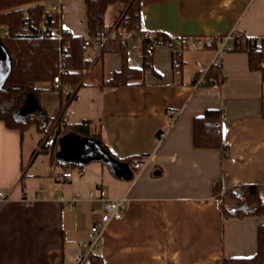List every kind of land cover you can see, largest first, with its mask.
<instances>
[{"label": "crops", "instance_id": "1", "mask_svg": "<svg viewBox=\"0 0 264 264\" xmlns=\"http://www.w3.org/2000/svg\"><path fill=\"white\" fill-rule=\"evenodd\" d=\"M46 6L59 7L61 25L72 34L88 35L84 0H48ZM116 15L115 8L106 23L114 24ZM140 27L213 42L183 46L181 74L175 73L172 47L153 45V67L117 87L97 83L121 68V53L105 52L96 60L100 49L87 48L94 65L69 103L66 121L99 120L102 141L116 157L141 156L143 165L131 168L132 179L115 176L101 161L85 164L81 173L62 167L51 160L50 146L39 150L42 133L36 128V135L26 137L0 121V189L6 196L0 198V264H72L79 243L89 240L92 224L100 221L102 201L89 197L98 187L112 198L127 197L122 217L104 225L96 249L103 264H224L256 252L264 212L224 217L214 184L220 181L222 193L264 183V74L250 70L245 52L228 50L219 60L221 85L194 79L213 63L225 37H264V0H140ZM9 60L0 43V82ZM127 60L142 68L137 48L127 46ZM42 93L48 96L40 95V104L58 115L59 95ZM208 108L223 110L225 157L220 147L193 144V120ZM57 167L72 170V176L56 180ZM73 196L79 200L70 207Z\"/></svg>", "mask_w": 264, "mask_h": 264}, {"label": "trees", "instance_id": "2", "mask_svg": "<svg viewBox=\"0 0 264 264\" xmlns=\"http://www.w3.org/2000/svg\"><path fill=\"white\" fill-rule=\"evenodd\" d=\"M46 1L48 0H0V43L10 57L9 71L0 86V121L6 127L19 129L21 132L35 127L42 133V139L50 130L54 140L49 147L50 157L62 167L82 168L91 161H101L115 176L132 179L134 174L130 164L134 160H142L141 156L116 157L102 141L99 120L83 119L69 124L60 112L67 98L63 91L72 89L70 103L76 98L78 88L86 84L84 77L94 65L93 58L87 52V48L93 44L85 45V39L96 37L100 31H108L115 23L121 31L102 45L96 60L101 59L105 52L117 51L121 53L122 65L110 78L99 81L97 85H126L134 79L142 78L145 68L153 67V45L149 40L143 39L137 47L143 60L142 68L128 65L127 47L120 41L124 33L141 30L140 0H84L87 36L74 35L62 27L61 12L57 8H48ZM111 6H115L117 15L116 22L110 25L106 23V12ZM229 50L245 52L250 70H259L264 74V37H248L239 33L231 42ZM172 51L175 73L181 74L182 46L175 45ZM57 75L60 77V112L51 116L40 104L39 98L43 91L53 88L37 84H51ZM200 76L202 78L199 83L207 86L221 85L225 80L220 62L211 63L205 72L198 71L194 81ZM222 114L223 110L220 108H208L194 118L193 144L201 148L220 147L225 157L228 155V144L223 137ZM62 141L63 149L60 154H56ZM48 146L41 144L39 150ZM221 189L222 184L216 181L214 190L224 217H244L264 212V183L236 185L220 193ZM223 262L264 264V224L257 228V250L252 256L226 258ZM90 264H103V257L97 250L92 253Z\"/></svg>", "mask_w": 264, "mask_h": 264}, {"label": "built area", "instance_id": "3", "mask_svg": "<svg viewBox=\"0 0 264 264\" xmlns=\"http://www.w3.org/2000/svg\"><path fill=\"white\" fill-rule=\"evenodd\" d=\"M59 9V7H56ZM121 31V28L115 23L108 31H100L96 37L94 38H87L85 39V45L92 43L93 46L97 49L101 50L102 45L109 39L116 36V34ZM237 34H231L230 36L225 37L222 39L219 46L216 48V53L214 56L213 62H219L220 57L224 51H228L231 48V42L234 41ZM143 39H147L152 43V45H165L169 47H174L175 45L185 46V45H193L197 48H201L205 43L210 42L211 39L208 38H186L178 35H166L156 32L150 31L146 29L141 30H131L124 33L120 37L121 44L127 46H131L133 48H137L140 41ZM51 87L53 90L59 95V88H60V77L57 75L54 77V80L51 82ZM63 95L66 96V104L63 107L60 114H62V118L66 121L69 111H68V103L72 97V89H65L63 91ZM176 113L171 114V119L176 117ZM161 137V134L159 135ZM53 136L48 130L43 139L41 144H46L51 146L53 144ZM143 165L142 160H134L131 162L130 166L134 171H138ZM78 172L81 173V168H78ZM53 175L56 180L58 181H66L72 176V170L63 169L57 167L53 170ZM98 193L96 195L95 189L89 190V197L97 196L98 199L102 201V211L100 215V221L94 222L91 226L90 238L86 243L80 242L79 248L74 256V261L72 264H90L91 263V255L94 251H96L100 238L102 236V231L104 229V225L112 220V219H120L124 212V207L127 202L126 196H121L119 198H112L108 195V193L102 188L98 187ZM0 198L5 199L6 196L4 191L0 189ZM79 197L73 196L69 200V206L73 207L77 205V201Z\"/></svg>", "mask_w": 264, "mask_h": 264}, {"label": "rangeland", "instance_id": "4", "mask_svg": "<svg viewBox=\"0 0 264 264\" xmlns=\"http://www.w3.org/2000/svg\"><path fill=\"white\" fill-rule=\"evenodd\" d=\"M50 4V3H49ZM48 5V4H47ZM114 10H115V6H111V7H109L108 8V10H107V12H106V20L109 22V21H111L112 20V17H113V14H114ZM37 86H46V83L45 82H39L38 84H37ZM42 95V98H43V100H46L47 98V94H44V93H42L41 94ZM53 101H54V104H58V98L57 97H55L54 98V96H53ZM53 111V110H52ZM55 113V112H54ZM24 133H25V135H26V137L29 135V133H33L34 135H36V129H35V127H31L30 129H27V130H25L24 131ZM41 157V156H40Z\"/></svg>", "mask_w": 264, "mask_h": 264}, {"label": "water", "instance_id": "5", "mask_svg": "<svg viewBox=\"0 0 264 264\" xmlns=\"http://www.w3.org/2000/svg\"><path fill=\"white\" fill-rule=\"evenodd\" d=\"M9 67H10V60L8 61V65H7L6 69H5V74H4L3 80L0 82V86L3 84V82H4L5 78H6V75H7L8 71H9Z\"/></svg>", "mask_w": 264, "mask_h": 264}]
</instances>
